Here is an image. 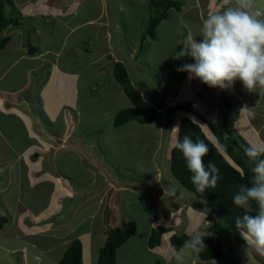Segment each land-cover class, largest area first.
<instances>
[{"label":"crops","instance_id":"1","mask_svg":"<svg viewBox=\"0 0 264 264\" xmlns=\"http://www.w3.org/2000/svg\"><path fill=\"white\" fill-rule=\"evenodd\" d=\"M42 1L44 0H16V4L19 8L24 6L29 8V5L35 6ZM61 1H63L62 7H60ZM118 1L114 6L116 9L119 7L121 11L125 10L126 5L124 3L126 2H130L127 7L133 5L137 7L133 12L134 16H137L133 25L130 24L132 21L130 19L132 17H130L127 20L128 27L125 26L126 28L120 29V26H114L112 11L108 13L111 8L109 0H72V2L60 0L59 7H53L52 11L54 13L49 15L56 16L58 19H64V17L72 15L71 20L73 21L56 23V26L45 34L46 37L42 42H40V37H35L36 41L27 40L28 43L37 48L38 52L35 56L28 54V46L24 41L17 42L15 39L16 42L10 40L9 44L16 43L18 47L23 48V52L13 60L0 58V145H2V148H0V175L13 178L18 184L29 185V189L37 191L34 196H25L31 206H26L25 209H22L21 215L19 214L20 217L18 215L20 218H18V222L26 230V234L22 235L37 238L44 232L38 231L37 228V225L41 222H47L45 224L48 226L46 232L61 233L64 231L63 223L65 221L59 220L58 217L64 212L66 202L79 196L85 199L86 202L94 203L95 205L91 207L97 206L95 215L97 212H101V208L103 209L102 221L98 223L99 228L95 231L94 223L96 221L91 215L86 219L85 224L80 225L77 230V235L81 238L83 244V264H97L98 252L105 244L106 233L108 235L109 230L122 224L120 222L122 218L121 211H113V199L110 200L112 196L119 197V193L122 192L142 193L153 187V192L150 194L155 197V203H157L158 198L163 199L170 194L172 185L169 183V189L163 185V175L159 168V172L155 171L152 176L149 175L151 172L148 171L147 166L141 167L143 169L141 174L146 178L139 180L137 183L130 182L128 179L120 181L119 178L117 181H113L110 175L103 172L102 166L104 164L112 170V164L107 162L111 155L106 160L102 159L104 154L111 153V149H107L106 146L113 145L114 152L121 149L122 152L126 153L129 148L136 145L134 142L136 137L127 138V141L119 139L120 134L111 129V124H102L101 128L91 135L86 133L84 126H81L83 116L88 112L86 98L98 96L100 92L95 93L97 90L95 87L96 82L88 86L82 84V82L87 77L96 78L92 72H98L104 63L109 66L108 69L112 72L113 65L117 62L124 64L127 69V63L124 60L126 57L135 64L131 74H139L142 70L147 75V71L140 66L149 63L152 70H154L149 78H153L157 82V87L154 88L158 89L159 78L171 74L172 79L178 73L177 69L180 63L176 59V53L182 46L178 47V44L166 50L165 45H162L165 50L162 51L160 56H158V53L152 55L150 49L148 52H143V48L151 43L152 47L155 44H162L168 33L170 35L175 33L179 35L178 38L182 36L184 38V23L189 24L185 27L186 37L184 39L186 40L189 36L199 38L202 20L209 13L221 11L232 2V0H193L192 2L182 0V10H172L171 16L168 18L170 21H167L168 19L163 20L156 27L155 37L150 38L143 36L146 27L145 22H148L150 17V0ZM144 6H146V10ZM43 27L44 24H40L36 27L33 25L31 28L41 35ZM86 27L89 28L84 29ZM16 30H22V28H16ZM166 30L169 31L166 32ZM117 31L120 32V38L123 41L122 47L125 48L124 52L119 51L114 43ZM7 35L9 37L16 36L11 31ZM100 41H105L102 44L107 46L106 49L100 48L101 53L104 51L103 59L98 53L95 56V52L91 53V50L95 49ZM125 43H127V47L124 45ZM24 60H29L32 63V67L26 73L28 74L26 82L20 84L17 89L11 88L9 83L10 70L13 71L16 64ZM154 60L162 66H155ZM7 63L9 64L8 67ZM190 63H194V61L191 59ZM88 71H90V76H87ZM127 72L130 77L129 70ZM33 76L37 77L35 85ZM28 80L30 82H27ZM182 83L176 93L171 95L167 93L169 88L159 89L160 94L164 97L163 103H161V100L154 97L150 98V96L143 93L158 111V117L154 121L158 124L159 131V141L154 144L157 148L156 151L161 153L165 150L168 152V157L171 156L172 148L178 140L177 132H170L174 127H179L182 117L187 114L173 109L176 104L180 103L171 106L168 102L171 97L178 95V97L182 96L184 98V102L196 104L197 106L199 103L207 111L206 116L203 115L202 117L208 123H213L214 116L212 117V114H216L217 111L215 110V104L218 94L214 104L209 101V96L214 94L216 88H210L198 79H189L187 72H185ZM104 84L106 83L104 82ZM243 88V84L237 80L230 89H227V92L226 89L224 90L231 102V107L233 108V105L236 104L233 113L231 112L233 127L250 145L264 146V88L257 87L253 92ZM243 90L245 91L242 93ZM102 92L104 91L102 90ZM27 95H29V99ZM18 103H21L23 110L17 109ZM124 104L126 105L124 107H129L127 101ZM245 105L252 109L251 116L245 114L243 117L240 115V110ZM233 117L236 118L233 119ZM217 119L218 116H215L214 121ZM200 121L203 123L201 119ZM200 121L198 122L200 123ZM3 122L6 127L3 126ZM129 124H132V122H129ZM206 126L208 125L206 124ZM103 135H105L103 139H100ZM149 147L151 146L149 145ZM3 151H6L8 156L4 155ZM72 157L79 159L85 169L90 170L91 176L103 177L101 181L102 190L87 194V192H82L78 186L71 184L65 170L70 175ZM8 165L11 169L7 167ZM144 168H148V170L145 171ZM156 180L159 182H156ZM2 188L6 192V186H2ZM19 195H22V190H19ZM110 195L111 197H109ZM41 197H43L42 201ZM193 205L195 208L185 204L174 208L175 204H172L167 209V214H164L162 209L157 212L156 218L150 222L143 244L145 247L143 252L147 256H150L151 253L152 259H155V255H157L164 261V264H170L171 259L167 257L169 259L167 260L165 257L168 252L174 250L170 239L177 234L175 229L178 230L184 221L186 224L183 228V234H187L189 239L195 235H204L206 231H208V234L214 231V225L217 224V221L203 210L204 207L199 208L197 203H193ZM128 206L129 203L127 202L126 207ZM156 208H158L157 205ZM117 209H119L118 206ZM112 215L115 216L113 220L111 219ZM28 221L30 226H27ZM155 226H164L170 231L164 234L160 246L151 249L148 242ZM223 229L226 231L225 234L230 230L232 231V229H226V227ZM8 230L9 227L6 225L4 227L5 236L8 235ZM133 239H129L119 249L117 259L122 248ZM72 240L73 236L56 250L58 264ZM204 241L202 240V243ZM48 251L50 250L48 249ZM252 256L256 264H264V257ZM194 263L213 264L212 261H201L199 256L197 259H192L191 264Z\"/></svg>","mask_w":264,"mask_h":264},{"label":"rangeland","instance_id":"2","mask_svg":"<svg viewBox=\"0 0 264 264\" xmlns=\"http://www.w3.org/2000/svg\"><path fill=\"white\" fill-rule=\"evenodd\" d=\"M12 1L14 6L12 5L7 6L6 11L9 13L15 9L14 15H16L19 21L21 22L19 28H22V30H16V28L14 27H9L4 31V34H2L0 37L2 38L4 36H8L7 34L11 31L12 34H16V36L10 37L11 42L24 41L25 43H27V40L36 41L34 39L35 37L36 38L40 37L41 38L40 42H42V40H44L46 37L45 34H47L52 28H54L56 26V23L73 21L71 20L73 18L72 15L68 17H64V19L63 18L58 19L56 16L49 15L51 13H54V11H52L53 7L56 6L59 7L58 5L60 4H61L60 7H62L63 1H61L60 3V0H44L41 3H38V5L35 6L29 5V8H27L26 6L19 8L16 4V0L15 1L12 0ZM68 1L72 2V0H68ZM174 1L183 2L182 0H174ZM190 1L192 2L193 0ZM118 2L121 1L119 0ZM115 3H117V0H109V4L111 8L108 10V13L109 11H112L113 14L112 20L114 22V26L115 27L120 26V29H123L125 26L128 27L127 20L130 17H132L130 18L132 19L130 24L133 25V23L135 22L134 20L137 17L134 16L133 12L137 9V7H135L134 5L132 7H127V4H130V2H126L124 3L126 5L124 7L125 10L121 11L119 7H117L116 9V7L114 6ZM255 4L258 8L264 9V0H255ZM144 7L146 10V6ZM170 16L171 15H169V17ZM175 18L176 16L174 13V19ZM167 21H170V19H168ZM148 23L149 21L145 22L146 26ZM40 24H44V27L41 31V35L37 33L38 31L36 32L35 29L30 30V28L33 25L36 27L37 25ZM188 25H189L188 23L183 24L184 38L186 37L185 27H187ZM88 28L89 27H86L84 29H88ZM167 31L169 30H166V32ZM178 37H179L178 34L174 33L170 35L168 33L166 35V38L164 35L165 40L163 41L162 44H155L154 47L151 46L152 43L148 44L146 47L143 48V52L144 51L148 52L150 49L152 55L154 53H158V56H160L163 50L170 49L171 47H174V45L179 44L178 47L183 46L185 39L183 38V36L180 38ZM103 42L105 41H100L99 44L95 47V49L91 50L92 54L93 52H95L94 56L97 55L98 53L101 56V59L104 58V51L101 53L100 48L101 47H103L104 49L107 48L105 44H102ZM114 43L119 51L122 52L125 51V48L122 47L123 41L122 38H120L119 31L115 33ZM127 43L124 44L126 45V47H127ZM162 45H165V49L163 48ZM22 52H23L22 47L21 48L20 46L18 47L16 43L13 45L12 43H10L8 44L7 48L4 51H0V58L1 59L4 58L6 60H13L14 58H17V56H19ZM124 60H126L127 70H129L130 78L134 86L137 89H139L142 93H144L146 96H150V98L154 97L156 99L161 100V103L164 102V97L159 92L160 88H162L163 90L165 88H169L168 92L167 90L166 92L169 95H171L176 93V90L179 87H181V85L183 84L182 82L184 80L185 72H178L176 76L173 77L172 79H171V74H166L165 76L158 79L159 82L158 89H156L154 87H157L156 85L157 82L153 78H149V76L152 75V72L154 71L150 67L149 63L140 66L141 68L143 67L142 69L147 71V75L144 74L142 70L141 73L139 74H131V71L134 70L135 64L132 60H128L126 57ZM154 64L157 67L162 66L160 63H157L156 61ZM8 66L9 64L7 63V67ZM30 67H32V63L29 60H24L17 63L13 71L10 70L9 83L11 84V88L17 89L20 84H24L26 82V78L28 76V74L26 73L28 72V69ZM0 68H1V64H0ZM108 68H109L108 65H105V63L102 64V67L98 70V72L97 71L92 72L93 76L96 78L87 77V79L84 82H82V84H86L87 86L90 84H94L96 82L95 87L97 88V90L95 93L100 92L98 96H93L92 98H90L91 96H89L88 98H86V105L88 112L84 114L81 126H84L86 133L88 135H91L97 129H100L102 124L112 125V121L115 115L120 110L127 108L124 107L126 106L124 104L125 101H127V103H129L130 105V101L125 96V93L121 88L118 80L113 75L112 70ZM87 76H90V71H88ZM33 80L35 85L37 77L33 76ZM27 82H30V80H28ZM104 82L106 84H104ZM203 89L205 88L203 87ZM102 90L104 92H102ZM221 91H222L221 89L216 88L214 94L209 96V101L214 104L215 98L217 97L218 94V98L215 104L216 105L215 110H219V107L220 108L224 107L221 101L218 102L221 96ZM244 91L245 90H243L242 93ZM27 98L29 99V95H27ZM176 98L178 99L176 100ZM183 99L184 98H182V96L178 97L177 95L171 97L168 100V102H170L171 106H174L176 103H182V104L188 103V102H184ZM20 104L21 103H18L17 109L23 110L22 105ZM235 106L236 104L233 105L232 113L235 109ZM195 107L196 109L199 110L202 116L203 115L206 116L207 111L205 108H203V106H201L198 103V106L195 104ZM189 115L195 121L197 122L200 121L198 116L192 114ZM213 116L214 118L215 116H218L219 118V114H217V112L216 114H212V117ZM241 116L244 117L245 114ZM214 118H213V123L215 122ZM203 120L205 121V119ZM200 123L202 122L200 121ZM202 125L203 128L206 130L205 132H208V128L206 124L202 123ZM3 126H5L4 122H3ZM113 131L115 133L120 134L119 139H122L124 141H127V138L136 137L134 141L136 145H134L132 148H129L126 151V153L122 152L121 149L114 152L113 145L112 146L107 145L106 147L107 149H111V153L104 154V157H102V159L106 160L107 157L111 155V157L107 159V162L112 164V170L108 169L106 164H104L102 166L103 172L110 175L113 181H117L119 178L120 181L123 179H128L130 182L137 183L139 182V180H144L146 178L142 176L141 173L143 171L142 168L144 166H147L149 170L148 168H144V170L145 171L148 170L149 172H151L149 173V175L152 176L155 174V171L159 172L160 169L163 175L162 176L163 185L167 189L170 188L169 183L172 185L171 191L169 192L170 194L164 197L163 199L158 198L157 203H155V197L152 194H150L153 192V187L152 189H147V191L142 193L132 194L131 192L129 193L122 192L119 193V197H115V196L111 197V195L109 196L111 197L110 200L113 199L112 201V205L114 208L113 211L114 212H117V210L121 211L122 218L120 222L122 223L123 221L133 220L137 224L136 232L135 234L132 235L130 239H133L134 236L135 238L131 242L126 244L119 252L118 263L119 264H152L154 261H157V259L160 257L155 255V259L154 258L152 259L151 253H150L151 257L147 256L143 252L145 251V247L143 244L145 243V236L148 233L150 222L156 218L157 212L162 209V212L164 214H167V209L170 208L172 204H175L174 208L181 204L189 205L195 208L193 203H197L200 206H204V203L199 204L197 202L199 200L198 199L196 200V198L172 176L170 170L171 156L168 157V152H166L165 150L162 151L161 153L156 151L157 148L156 145L154 144L158 143L159 141L158 124L156 122H153L151 125L132 122V124L129 125L127 124L119 129H114ZM104 136L105 135H103L100 139H103ZM149 145L151 147H149ZM0 148H2V145H0ZM3 153L4 155L8 156V153L6 151H3ZM7 167L10 168L9 165ZM65 173L68 176L67 178H69L71 184L73 186H78V188H80L82 192H87V194H90L91 192H99L100 190H102L101 181L103 177L91 176L90 170L87 168L85 169L83 163L75 157H72L70 161V175L67 172V170H65ZM157 177L159 178V176ZM156 182L159 181L156 180ZM2 186H6V190H5L6 192H4ZM19 190H22V195H19ZM35 193H37V191L35 189L34 190L29 189V185H20L17 182H15L13 178L7 177L6 175H0V216L6 217L8 219V222H6L5 226L7 225V227H9L7 236L4 235L6 231H4L3 228L5 226H3L2 229H0V264H58L57 263L58 255L56 250L59 248V246H63V243L66 240L68 241V239L71 236H73V239L76 238L81 239L77 235V230L80 227V225H82L86 221V219H88L91 215H93L94 221H96L94 223L95 231L99 228L98 223L102 221L101 214L103 213V209L101 208L100 209L101 212L99 213L97 212V214L95 215L97 206L91 207L94 206L95 204L86 202L85 199L76 196L75 199L69 200L68 202L65 203L64 212L58 217L59 220L65 221L63 223L64 231H62L61 233L59 232L53 233L52 231L46 232V228H48V226H46L45 224L47 222L45 223L41 222V224L37 225V228L38 231H44V232L41 233L37 238L23 236L22 234H26V230L21 225V223L18 222V218L21 215L22 209H25L26 206L27 207L31 206L28 203L29 202L28 198H26L25 196L31 197L34 196ZM6 199L8 200L6 201ZM42 200L43 197H41V201ZM127 202L129 203L128 207H126ZM156 205L158 206V208H156ZM117 206L119 207V209H117ZM114 217L112 215L111 219L113 220ZM29 221L27 223V226H30ZM185 224L186 223L184 221L178 230L175 229V231H177L176 235H178L179 237L183 236V228ZM214 227H215L214 231H211L210 234H208V231H206V233H204L202 238V240L205 241L207 239L219 241L220 243H222L224 247L223 256L219 260L212 261L213 264H256V261L252 259L253 256L251 257V255L246 254L245 252L246 245L244 244L243 240L240 237H238V234L236 235V233L231 230L225 234L226 231L223 229L221 225L218 226L217 224H215ZM157 228L158 226H155V229ZM48 249L50 251H48ZM176 252L179 251L171 250L170 252L167 253V256H165L167 260H169L167 257L171 259L172 264H191L192 259H197L199 254V251L192 250L191 248H184L183 252L181 253L182 261L178 262L175 259ZM252 255L257 256V254L254 253Z\"/></svg>","mask_w":264,"mask_h":264},{"label":"trees","instance_id":"3","mask_svg":"<svg viewBox=\"0 0 264 264\" xmlns=\"http://www.w3.org/2000/svg\"><path fill=\"white\" fill-rule=\"evenodd\" d=\"M149 4V23L145 27L143 36L154 38L156 27L163 20L168 19L172 10L181 11L183 3L174 0H150ZM9 5L14 6L12 0H0V37L7 28H19L21 25L18 17L14 15L15 9L9 13L6 11ZM31 29L33 28H30V30ZM9 42V36L0 38V51L4 50ZM26 45L28 46V54L30 56H35L36 52H38L37 48L28 42ZM187 58L183 57L178 59L180 63L179 67L190 63L191 59L189 57ZM113 66L112 73L118 80L125 96L129 99L130 105L120 110L115 115L111 129H119L129 122L151 125L158 117L157 109L147 100L143 93L131 83L124 64L117 62L114 63ZM223 91L224 90L221 91V96L218 100V102L221 101L224 106L220 108V118L215 124L209 125L208 132H205L202 125L189 115H196L202 119L203 123L208 124L207 120L202 117L194 104L180 103L176 104L173 108L174 110L187 113L182 117L179 123L177 139L182 141L185 135H189L193 140L199 137L208 145L209 154L204 158L205 165H207L209 161H213L219 169V179L216 187L208 188L205 192H198L191 184L189 173L185 168V161L175 146L171 151L170 170L172 176L188 190L196 200H199V204L204 203V206L199 205V208L204 207L203 210L208 212L210 217L212 216V218L217 221L218 226L221 225L223 228L232 229V231L240 237L235 228V218L243 213L241 209L233 205L232 195L240 184H247L249 182L251 177L250 169L253 167V163L244 153V148L250 144L233 127L231 116L232 107L230 105V100ZM234 118L236 117H233V119ZM203 119H205V121ZM209 133L212 135L209 136ZM253 208H255V205H253ZM6 222H8V219L0 216V229L5 226ZM136 228V222L129 220L123 221L120 226L109 230L105 244L99 249L97 264H119L117 259L118 250L133 234H135ZM169 231L170 230L164 226L153 229L148 242L149 247L155 249L160 246L162 237ZM186 240H189L187 234H183L182 237L173 235L170 242L175 251H180ZM203 245L204 250L199 251L198 254L201 261L209 262L219 260L224 254V247L219 241L207 239ZM59 264H83V245L79 238L73 239L69 243ZM152 264H164V261L158 258L157 261H154Z\"/></svg>","mask_w":264,"mask_h":264},{"label":"clouds","instance_id":"4","mask_svg":"<svg viewBox=\"0 0 264 264\" xmlns=\"http://www.w3.org/2000/svg\"><path fill=\"white\" fill-rule=\"evenodd\" d=\"M183 57H190L194 63L184 64L177 71L187 72L189 79H198L210 88L225 90L237 80L249 92L264 88V9L258 8L255 0H232L221 11L209 13L201 22L199 38L189 36L176 53V59ZM216 112L220 118V107ZM243 114L251 116L252 109L245 105L240 110ZM178 131L177 126L170 133ZM175 148L198 192L216 187L219 169L213 161L205 165L209 148L204 140L185 135ZM244 153L253 167L249 182L240 184L232 195L233 205L243 213L235 218V228L246 245V254L264 257V146L249 145ZM202 238L195 235L186 240L175 259L182 261L184 248L204 250Z\"/></svg>","mask_w":264,"mask_h":264}]
</instances>
